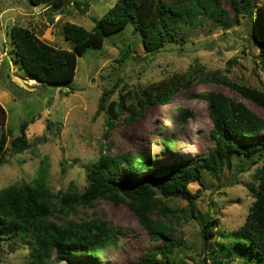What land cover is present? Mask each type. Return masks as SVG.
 Wrapping results in <instances>:
<instances>
[{"label": "rangeland", "instance_id": "1", "mask_svg": "<svg viewBox=\"0 0 264 264\" xmlns=\"http://www.w3.org/2000/svg\"><path fill=\"white\" fill-rule=\"evenodd\" d=\"M115 1L77 0L75 3V0H49L35 7L29 0H0V104L6 109L5 126L17 137L21 133V124L32 122L27 131L30 149L17 153L10 150V144L8 146L6 164L0 168V189L32 182L41 165L47 164L49 185L54 193L66 190L71 183L82 192L87 185L86 175L91 164L98 159L100 149L109 155L144 151L158 163H153L152 168L182 160L194 164L214 148L210 137L213 124L209 105L198 96L207 90L223 93L264 118L262 108L234 88L215 81H195L175 94L170 105H149L134 122L127 124L124 118L129 113L124 112L110 130L107 127L108 114L98 113L100 98L116 83L120 84L110 101H119L122 91V94L130 91L137 95L174 75L185 76L194 67H201L206 74L222 76L239 85L264 90L260 49L251 37L248 17L243 12L237 13L231 0H220L229 11L230 15L225 20L230 23V28L222 29L206 20L203 26L179 30L175 37H185L186 42L182 46L168 44L147 61L118 62L127 50L136 58L148 56L139 34L134 28H129L109 36L102 49L89 50L80 58L76 78L66 86L43 84L20 70L15 62L10 35L12 27L29 28L46 43L71 49L72 44L66 40L63 26L74 23L91 30ZM167 1L175 4L181 0ZM59 2L65 5L62 9L55 6ZM251 9L255 11L254 20L264 27V0H253ZM180 107L192 110L195 118L189 121L176 118L175 112ZM49 123H52L51 129L47 128ZM164 138L173 139L172 149H164ZM263 138L264 134L240 140L239 144L247 146ZM243 158H234L235 163H243V170L239 167L225 169L220 180L206 175L204 189L198 183L190 185L192 193L201 191L195 201V215L218 218L221 229L227 232L244 224L254 202L250 186L257 169L264 165V155H255L251 160ZM141 181L142 175H130L124 171L119 185L128 182L137 185ZM167 203L180 216L173 225L175 239L181 243L172 254L170 264H213L209 259L205 262L201 223L192 218L189 202L172 199ZM94 216L108 221L121 233L111 240L98 259L89 261L91 264H132L163 245V241L150 238L127 205L99 198L92 208H81L71 218L80 221ZM3 250L0 256L6 264H30L28 247L18 245ZM78 256L87 261L86 256ZM224 258L222 264H254L239 254L232 253ZM74 261L71 256L59 264H72ZM160 264L169 263L161 258Z\"/></svg>", "mask_w": 264, "mask_h": 264}, {"label": "trees", "instance_id": "2", "mask_svg": "<svg viewBox=\"0 0 264 264\" xmlns=\"http://www.w3.org/2000/svg\"><path fill=\"white\" fill-rule=\"evenodd\" d=\"M48 1L29 0L35 7ZM231 1L237 13L243 12L248 17L251 37L260 49L259 58L264 66V27L254 20L255 11L251 9L253 0ZM55 6L62 9L65 5L59 2ZM229 15L220 0H181L175 4L167 0H116L91 30L74 23L63 26L65 38L72 44L71 49L52 46L26 27L14 26L10 35L15 62L21 71L43 84L66 86L76 78L79 59L89 50L102 49L112 34L134 28L148 55L136 58L127 50L122 53L119 63L147 61L162 52L168 44L182 46L186 42L185 37H175L179 30L203 26L206 20L222 29L230 28V23L225 20ZM195 81H215L228 85L264 110V90L239 85L222 76L206 74L201 67H194L185 76L174 75L137 95L130 91L122 94V91L119 101H110L120 84L116 83L100 98L98 113L108 114L107 127L110 130L124 112L129 113L124 121L127 124L134 122L149 105H170L175 94ZM198 96L208 103L213 124L210 137L214 148L208 154L194 164L182 160L152 168L153 163H158L152 161L153 156L144 151L109 155L100 149L98 159L91 164L86 175L84 190L79 192L76 184L71 183L66 190H60L57 194L49 185L48 165L43 164L32 182L0 189V253L5 247L12 249L22 245L30 249V264H59L71 256L75 259L72 264H91L89 261L98 259L121 231L97 216L76 221L71 215L78 214L81 208H92L99 198H103L117 205H127L150 238L163 241L160 249L147 252L132 264H160L161 258L170 264L172 254L181 243L175 239L176 229L173 225L180 216L169 207L167 201L183 199L192 208V218L201 223L205 262L209 259L213 264H222L225 255L233 253L244 256L250 263L264 264V165L254 175V182L250 186L254 202L244 224L237 230L223 231L218 218L195 215V201L201 191L194 194L190 190V185L194 183L204 189L206 175L220 180L225 169L239 167L243 170L242 162H234L235 156L251 160L255 155H264V138L247 146L239 144L240 140L258 138L264 134V118L223 93L207 90ZM175 116L189 121L195 118V113L180 107ZM5 119L6 109L0 104V168L6 164L9 144L12 152L24 153L30 149L27 131L32 122L24 121L20 135L15 137L13 131L6 128ZM47 128L51 129L52 123L47 124ZM162 144L167 151L173 148L174 141L164 138ZM124 171L130 175H142L141 183L134 185L128 182L120 186V175ZM80 254L86 256L87 261L78 256ZM0 264H6L1 256Z\"/></svg>", "mask_w": 264, "mask_h": 264}]
</instances>
